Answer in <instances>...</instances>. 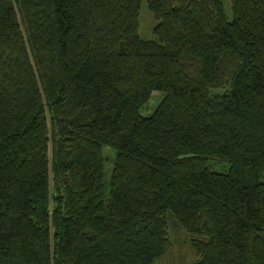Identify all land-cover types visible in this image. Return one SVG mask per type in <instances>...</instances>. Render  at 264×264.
Here are the masks:
<instances>
[{"label":"trees","instance_id":"1","mask_svg":"<svg viewBox=\"0 0 264 264\" xmlns=\"http://www.w3.org/2000/svg\"><path fill=\"white\" fill-rule=\"evenodd\" d=\"M228 1L0 0V264H156L174 230L264 264V0Z\"/></svg>","mask_w":264,"mask_h":264},{"label":"rangeland","instance_id":"2","mask_svg":"<svg viewBox=\"0 0 264 264\" xmlns=\"http://www.w3.org/2000/svg\"><path fill=\"white\" fill-rule=\"evenodd\" d=\"M224 5L225 16L228 19L232 17V11L230 7V2L228 0H222ZM157 21L153 18L152 14L147 9L145 1L140 5L139 16H138V35L143 39H156V36L153 32L154 27ZM161 98V93L155 92L152 96V99L149 104H147L145 110L142 113H149L153 111L158 101ZM103 156H104V185L105 192L108 191L109 178L112 171L113 163L116 157V152L114 149L104 146L103 147ZM229 164L226 162H212L210 164V169L215 172H227ZM176 233V234H175ZM172 235V245L167 251V254L156 264H183L184 259L188 262L192 261V256L189 248L184 241H181V238L185 237V234L182 230H174L171 233ZM187 262V263H188Z\"/></svg>","mask_w":264,"mask_h":264}]
</instances>
